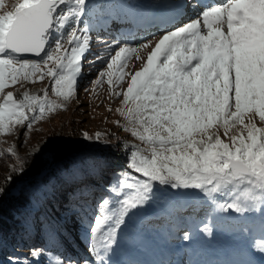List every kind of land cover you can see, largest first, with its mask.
<instances>
[{
    "label": "snow or ice",
    "instance_id": "obj_1",
    "mask_svg": "<svg viewBox=\"0 0 264 264\" xmlns=\"http://www.w3.org/2000/svg\"><path fill=\"white\" fill-rule=\"evenodd\" d=\"M178 7L184 22L158 38L115 40L105 45V55L97 54L103 67L95 84L106 79L110 97H122L115 111L126 123L117 126L141 144L131 146L127 171L88 218L91 258L58 255L52 264H114L119 232L157 196V185L202 194L197 211L205 219L197 230L205 236L213 235L214 213L238 214L248 259L233 264H264V0H184ZM94 12L90 0H14L10 10L0 0V134L18 126L30 131L75 98ZM133 57L140 63L134 73L126 71ZM45 78L60 102L49 99L47 89L42 95L6 91ZM6 151L17 156L13 171L22 174L16 149ZM6 191L0 187V197ZM177 227L183 240L192 238L187 225ZM9 264L21 261L9 258Z\"/></svg>",
    "mask_w": 264,
    "mask_h": 264
},
{
    "label": "rangeland",
    "instance_id": "obj_2",
    "mask_svg": "<svg viewBox=\"0 0 264 264\" xmlns=\"http://www.w3.org/2000/svg\"><path fill=\"white\" fill-rule=\"evenodd\" d=\"M138 1L90 0V3L95 5V12L88 20L91 25L89 30L91 44L89 51L82 60V73L78 78L75 98L65 108L56 109L44 119L38 121L30 131L26 129V126H18L13 134H0V180L4 178L5 174L11 173L15 163L14 160L17 158V156L13 155L9 157L6 151L9 147H14L18 156L23 152H42L48 147L51 136L62 137L68 133L71 120L75 118H78L77 120L81 122V125L85 127L86 132L90 136H94L97 132L102 134L103 138L98 142L89 140L92 144H100L111 149H124L125 146L141 144L139 140L131 136L130 132L117 126L116 121H119L121 125L126 123L124 118L115 111L116 108L121 106L120 101L122 97H110L106 79L102 85L95 84L98 71L103 67L100 60L96 59V57L97 54L101 56L105 55L106 44H111L115 40L139 43L144 39L158 38L165 31L172 29L173 26L168 25V27H160L146 33L143 32L141 36L132 39L117 38L118 36L113 35V33L110 34L103 29L105 22L110 18H117V20L122 21L120 19H123L121 17L125 15V8L133 9V5L140 7L141 5ZM13 2L14 0H6L9 10ZM154 4L153 0H144L142 6L148 8L150 5L154 8ZM180 20H178V23H175L176 21L171 23L179 25L184 22V19ZM101 22L102 25H100ZM133 64H135V67H133ZM139 67L140 63L136 62L133 57L126 71L134 73V71L139 70ZM124 87L126 88V84ZM44 89H47L49 99L60 102L52 92L51 83L48 78L35 82L22 81L21 84L14 85L6 89V91H13L17 96L21 95L24 91H28L30 94L42 95ZM109 108L112 111H109ZM235 133L236 129H233L229 135ZM220 134L223 138L222 129ZM121 142L122 144H120ZM14 157L15 159H13ZM87 177L89 178V175ZM116 183L114 182L112 185L114 186ZM101 184L102 182L94 183L97 188H93L96 192L93 196L82 194L79 198H75V195L70 197V202L74 206L71 207L72 212L68 216L71 224L64 225L63 221H60V225L64 227L65 236L58 237L57 240L51 239L48 246L50 261H45L43 262L44 264H52L53 259L58 255L61 258L64 256H70L73 259L85 256L91 258L92 254H89L87 251L88 241L85 238V229L88 227V218L93 215L97 202L102 197H105L100 194L103 193V189L106 193L107 188L105 186L108 183L104 181V185L102 184L101 186ZM156 191L157 196L144 206L137 215L133 216L119 232L118 244L115 246V252L112 255L113 262L121 261L118 258L120 253L135 252L139 249L141 251V248L145 249V257L150 260L149 258L156 254L154 252H166L163 250V247L165 245L168 246L169 241L176 246L177 244L181 247L185 246L186 250H188L189 245L198 242L199 240L197 239L200 237L205 241L211 242L207 247L213 245L215 247V242L226 241L227 243L228 237L239 235L237 232L238 214L235 213H214L215 219L212 220L214 232L212 236H205L201 231L197 230V226L202 228L201 221L205 219L203 212L197 211L203 201L202 194L197 190H171L170 188L157 185ZM222 202H224L223 199L218 200V203ZM81 205L84 206L83 209ZM51 212L53 215L55 214L53 210ZM180 224L187 225L188 227L191 226L192 238L190 240L185 241L182 239L184 229L177 227ZM174 229L177 230H175L176 234L175 236L171 235L172 237L170 238L169 236ZM213 236L216 238L214 241H212ZM206 237H208V240H206ZM238 237L241 236L239 235ZM169 246L172 247L171 244ZM212 248L210 247L209 249ZM160 249L162 251H158ZM174 251L176 250H172L173 255L176 254L173 253ZM122 260L125 261V264H132L128 263L127 258H123Z\"/></svg>",
    "mask_w": 264,
    "mask_h": 264
},
{
    "label": "trees",
    "instance_id": "obj_3",
    "mask_svg": "<svg viewBox=\"0 0 264 264\" xmlns=\"http://www.w3.org/2000/svg\"><path fill=\"white\" fill-rule=\"evenodd\" d=\"M77 119L71 120L70 130L62 137L51 136L44 151L21 153L18 157L25 166L22 174L13 171L18 167L14 157L11 173L0 180V187L7 189L0 197V264H9V258H18L21 264L49 262L51 239L65 236L60 221L64 225L70 221L74 207L70 197L93 196L95 182L107 181L108 189L127 171L126 156L131 146L111 149L92 144L84 138L85 127ZM93 162L98 167L88 168ZM81 168L86 171L77 172ZM8 175L12 180L6 183ZM105 194L103 189L100 195ZM33 248L43 249V255H30Z\"/></svg>",
    "mask_w": 264,
    "mask_h": 264
},
{
    "label": "bare ground",
    "instance_id": "obj_4",
    "mask_svg": "<svg viewBox=\"0 0 264 264\" xmlns=\"http://www.w3.org/2000/svg\"><path fill=\"white\" fill-rule=\"evenodd\" d=\"M143 1L144 0H139L138 1L140 3V5H141L140 7L135 6V5L132 6L133 7L132 11H134V12H132L130 14L133 17V19H134V21L130 22L132 28H136V26H138L139 28H144L145 31H148V30L154 28L155 26H158L157 23L167 22V21L168 22H170V21L174 22V21H178V20H180L182 18L184 19L183 13L180 12L181 10L172 11L171 12L170 10H168L169 9L168 7L165 8L162 12H160L159 15L157 14L156 9H154V8H160L162 6H168L170 4V3H168L169 0H153V2H155L154 8H153V6H150V5H149L148 8H144L142 6ZM150 1H152V0H150ZM125 9H127V8H125ZM159 19H163V21H157ZM119 22H121V21H119ZM104 25L107 28H111V29L115 28L114 23L111 24V23H108V21H106ZM206 240H208V237H206ZM215 243H216L215 247H213L214 245L213 246H208L206 251L202 252L201 256L207 255L208 249L210 247L211 248L213 247V249L219 247L221 249V248H224L227 245L226 241H217ZM158 251H162V249H160ZM181 251L187 252L186 247L182 246L181 247ZM164 253H166V252H164ZM173 253L178 254L177 251H174ZM147 254H149V253L147 252ZM176 254H174V255L172 254V256H170V258H173ZM133 260H135L134 257H133ZM149 262L150 261L147 258V259L144 260L143 264H150ZM131 263L133 264V262H131Z\"/></svg>",
    "mask_w": 264,
    "mask_h": 264
},
{
    "label": "water",
    "instance_id": "obj_5",
    "mask_svg": "<svg viewBox=\"0 0 264 264\" xmlns=\"http://www.w3.org/2000/svg\"><path fill=\"white\" fill-rule=\"evenodd\" d=\"M28 58H34L35 59V57H28Z\"/></svg>",
    "mask_w": 264,
    "mask_h": 264
}]
</instances>
